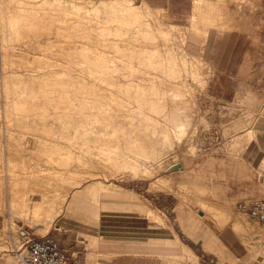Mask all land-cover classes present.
Returning <instances> with one entry per match:
<instances>
[{"label":"rangeland","instance_id":"obj_1","mask_svg":"<svg viewBox=\"0 0 264 264\" xmlns=\"http://www.w3.org/2000/svg\"><path fill=\"white\" fill-rule=\"evenodd\" d=\"M53 1L55 0H0V112L2 109H4L2 113L5 118L7 117V119H5L0 113V264H19L15 260L17 259V252L15 251L14 246L18 245L19 239L17 231L19 230L20 226L28 228L37 236H42L49 232L48 230L52 228L53 222L59 216L52 215L49 220L42 223L29 218V216L17 215L14 210L10 209V211H7L6 189L10 188L12 191H17V193L19 189V192H24L22 194L23 196L29 192V194L32 193L30 194L31 198H38L39 191L37 192V189L40 187L38 184L40 185L41 182V186H43L45 185L44 183H47L48 181L38 182L33 180L34 177L32 179L31 177L33 175L35 176L36 173H40L39 169L44 168L43 161L47 159V153H45L44 149L45 145H43L45 139V141L56 139L59 144H61L66 140L65 137H63L65 134H67V136L71 135L74 137L72 141L74 144L73 148L75 149L74 153L76 152L78 154L79 151V133L76 134L74 131L76 127H78L79 119V110L76 109V107H79L81 103V101L78 99L77 92L79 85L74 84L73 86L74 92H72L71 96L73 99L69 100L71 103L65 99V95L56 96L55 92L59 93L61 86L66 91V84L54 83L57 73H60V78L65 81L67 80L68 76L70 79L77 80L81 78L82 75L83 78L92 81L95 74V70L92 68L93 65L98 61L96 59V56L98 55L96 54V49L103 51L105 56V64L108 65L109 68L122 63H138V58H140L139 54H132L128 51V49H126L128 44H126L124 41H126V39L131 40L132 38L130 37L123 39V42H118L119 48L115 53L111 52V44H108V42H111L110 36H108L104 41L107 45L99 43L96 46L97 41L103 38L102 36L95 33V26L98 27V25L94 23L92 19L90 21H84V19L81 18V6L89 7L87 2L88 0H60L59 5L55 4L56 2L53 3ZM133 1L136 3L141 2V0ZM204 2L206 7L207 5L209 6L208 3L210 2L207 0H204ZM230 5L232 12L235 11V18L241 25L239 28H237V30L242 29L245 30L247 34L250 32L252 35L251 47L253 56L257 62L256 71L245 79L244 84L246 83V85L242 86L243 89L240 93H237L235 97L232 98V89L234 88L233 80L228 78H225V80L223 79V84L227 83V86L223 88L224 85H222L221 87L222 79H218L215 75H212L210 71V65L200 56H198V59L201 60L197 59V62L200 65V67L198 65V70L196 72L197 74H189L187 77V83H189L191 87V91L188 93V99L190 100L191 106L190 108L198 115L196 124L194 127L192 126L185 136L181 137V139H176V141L174 138L170 147L165 149L164 153L166 152V154L163 153L160 156L161 160L158 164L150 159H148L149 162L145 161L148 164L146 165L152 169V173L148 176V178H146L147 176H144V178L140 174H136L134 176L133 173H130L129 171L112 175L110 174L111 171L109 168L108 170L107 167H103L102 164L100 165V163H94V165H97L96 170L99 169V174L95 177L88 178L83 183H81L82 185L79 184L77 188L80 187L79 189H81L90 183L96 184L93 182L100 180L104 183L114 182L119 184L121 187L118 189V191L114 189H112L114 192L111 193L100 191L99 195L96 198H93V196L90 194L82 193L78 189H73V192L68 189L66 191L61 189L62 187H65L66 189L72 186L70 184L64 185L59 181H55L59 182V187H61L59 188L57 186L58 184L54 181L51 183L55 184L56 188H59V192L61 191L62 193L63 190L66 193L68 192L65 194L67 195L68 199H70L71 195L74 193L81 194L84 196L85 203L87 205L92 204L97 207V209H101L100 213H103L104 207L116 208L119 206H126V204L101 203V201L106 200H113L121 203H132L135 205H145L148 209L153 211V213L162 217V219L165 220V222L177 232L182 242L188 245L192 251L197 254L198 259L196 260L195 264H202L203 260L206 259H212L216 264H259L256 260L254 261L253 258L247 259L245 248L233 232L231 222L223 220L222 217H218L217 219L218 225L216 226L220 227L219 232L218 230H215L216 235H218V245L220 244L219 246L221 249H219L217 246L206 249L203 246L202 240H192L190 237H200L202 239L201 233L204 231V229L200 228V230L199 227L202 226L203 228V225H197L194 227L191 226L192 228L190 231L193 234H191V236L187 234V227L189 229L191 222L195 218H198V215H204L202 210L203 208L200 205L194 207L190 206L187 201L182 199L183 196L176 194L178 187L181 185H186L191 196L202 194L201 196L208 197V195H212V198L217 200H228L230 202V206H232L234 214L246 218V220L251 225H254L258 230L262 228L261 226H264V224L257 223L249 217L238 213L235 209V203L237 201L257 197L237 196L236 194L238 191L243 190V185L248 184V178H246L248 172L245 170V168H248L249 162L243 154L245 153L247 155L249 149L252 148L250 145L255 146V135L253 134V138H251L249 134L252 131L256 134L259 128L264 127V42H260L259 40L260 34V36H264V24L262 27L260 26V28H254L252 25V28L250 29V25L252 23L254 24L255 21L258 20L257 22H260V24L262 22V20H260V16H264V0H232ZM216 8L219 13L220 7ZM27 10H39L41 13L43 12V14H46H44L45 16L42 19L40 17L42 15H37L41 20H39L38 17L32 19L28 18L30 15L28 14ZM46 10L48 12H45ZM156 11V13L154 12V15L158 14V16H156L158 18L160 17L164 24L167 25L168 23H175V21H173L174 19L166 15L165 10ZM52 12L54 14L55 12L60 14L62 19H52L50 17L54 15ZM188 17L189 15L187 16L186 24H183V26L189 25ZM90 24L93 25L92 29H90ZM244 24L246 25L245 27ZM181 31L183 30L181 29ZM174 32V44L172 47L174 52L178 53L183 51L184 43L191 31H188L185 37L183 36V32L178 33V30H175ZM195 35L202 36V33ZM119 36L120 35H116L114 37L119 38ZM262 39H264V37H262ZM82 42H85V45L90 47L89 51L85 52L81 50ZM123 48L124 50H122ZM120 53H122L123 57L126 58L125 60H120V57H118ZM127 57H129L130 60ZM184 59H186V64L189 63L188 66H190L194 60H196H193V58L188 53L184 56ZM88 62L90 63V67L86 66V63ZM53 67L56 68L54 69ZM51 69L55 71L52 72ZM133 69L139 70L136 67H132V73L128 68H120L118 71L119 73H122V75H119L118 72L116 73L114 70L112 71L107 69L108 73L105 74V76H102L106 80V83H102L101 86L103 88L107 87L109 84L108 81H111L112 79L110 77V73H112V77H115L116 79L122 78L126 80L131 78H145L144 73L140 71H136L135 73V70ZM45 70H47L49 73ZM17 72H21V74L17 75ZM84 72L88 73V75L84 74ZM114 72L116 75H113ZM37 75L38 77L35 78ZM28 76L29 78L26 79ZM191 76H194V78ZM32 77L34 78L31 79ZM22 78L23 80H37L40 78L42 82L41 84L39 83L37 85H24L25 83L20 82L22 81ZM48 83L49 85L47 86ZM53 85L54 88L52 89L51 87ZM64 92L63 94H65ZM39 93H41L40 95L42 96H40ZM51 93L52 95L54 94L53 99ZM56 98L57 102L54 101ZM23 102H26L27 104L29 103V105ZM59 106L62 108L60 109ZM27 112L29 114H27ZM66 116L70 117L72 120L71 126L73 131L72 129H66L68 126L67 123H65ZM199 117L201 118V121ZM8 119L11 120L9 121ZM141 126L143 127V125ZM8 131L9 133L6 134ZM4 135L5 137L7 135V137L5 138ZM8 142L10 145H7L9 144ZM5 144L7 147H4ZM39 149L41 150L38 152ZM5 151H8L9 153L7 152L8 154H5ZM40 154L42 156H40ZM5 156L7 157L8 161L5 160ZM141 161H143V158ZM54 164L56 165V163ZM35 165L39 168H37ZM33 166V173L35 174H32L31 171ZM56 166L60 165L57 163ZM74 166H76L75 162ZM249 166L256 167L258 173L263 174L264 172L262 169H264V155H261L258 158L257 163H251ZM35 168H37L39 171H37ZM35 170L37 172H35ZM60 170L61 169H59V171ZM42 173L43 171L40 174ZM27 175H30L29 178ZM107 175L108 177H106ZM18 177L21 178L19 179ZM156 178H165L168 180L171 190L162 189L161 191H158L157 188L149 189L151 181ZM29 179H31V181ZM32 180L36 186L33 185ZM49 184L50 183L48 182L46 186H49ZM55 185H52V187H55ZM26 188L29 190L28 192L25 191ZM41 188L43 187H40L38 190H42ZM50 188L51 187L49 186V188L45 189H48L49 191L52 189ZM32 189L36 190V192H34V190L32 191ZM52 190L54 191V188ZM52 190L50 191L51 193L53 192ZM109 190H111V188ZM56 191L58 192V189ZM21 192L18 194L21 195ZM53 193L56 192L54 191ZM64 193H62L63 196ZM13 194L14 193H12V195ZM233 194H235V196H233ZM14 195H16V193ZM26 196L29 197L28 194ZM18 197L19 199L22 198L18 195L16 197L17 201L19 200ZM68 199L62 214L66 213L68 205H72V203H68ZM96 201H98V203H96ZM12 205L16 207L14 204ZM82 208L86 210L88 209L84 206H82ZM178 215H182V221H184L183 225L185 228L182 227V224L178 219ZM150 222L151 221L146 224L142 219H137L134 215H128L118 217L113 220L112 226L116 228L118 225L117 228H122L120 231H123V233L127 232L126 235L128 233L136 234L137 231H139L141 238V233H144L143 237L145 243H152L154 240L159 239L148 238L154 235V233H151V231L149 232V230H156L159 229V227L151 224ZM9 223L16 224L13 227L14 231L12 233L6 232ZM39 224H42L43 229L38 228ZM157 244L159 245V243ZM174 249L175 254L180 248L176 246ZM156 257L158 258L145 257V260L149 262L154 260L160 262L159 264H170V262L165 261L164 259L165 257H169V255H159ZM89 260H94V258H90Z\"/></svg>","mask_w":264,"mask_h":264},{"label":"bare ground","instance_id":"obj_2","mask_svg":"<svg viewBox=\"0 0 264 264\" xmlns=\"http://www.w3.org/2000/svg\"><path fill=\"white\" fill-rule=\"evenodd\" d=\"M45 1H48V0H45ZM59 1L60 0H58V3H57V0H55L53 1V3L56 2L55 4L59 5ZM207 1L210 3H208L209 6L207 5L206 7L205 6L206 1L204 2V0H192V5H193L191 9L192 12L189 14V17H188L189 25H186V26L178 25L175 23H168L167 25L164 24V22H162L160 17L159 18L157 17L158 14L154 15V12L156 10L164 11L165 9L152 7L146 2V0H141V2H137V3L133 0H88L87 2L90 8L86 6H81V9H80L81 18H83L84 21H88V20L90 21L92 19L93 22L98 25V27L95 26V33L103 37L102 39L97 41L96 46L99 43H103L107 45L106 42L104 41L108 36H110L111 42H108V44L109 43L111 44L110 45L111 52L115 53L117 52V49L119 48L118 42H123L124 41L123 39L130 37L132 38L131 40L126 39V41H124L126 44H128L126 49H128V51L132 54L134 53L139 54L140 58H138L139 59L138 63H131V62L130 64L122 63L117 66L115 65L116 67L114 66V67L109 68L108 65L105 64V56L103 54V51L96 49V54H98L96 56V59L98 61L93 65V68H92L95 70L94 78L92 81H89L88 79L83 78V75L81 76V78L77 80L70 79L68 76L67 80L65 81V80H62V78H60V73L59 74L57 73L54 79V83L66 84V91L61 86L59 93L54 91L56 93V96L65 95L66 100L68 101L72 100L73 98L71 96H72V92H74L73 86L74 84L79 85L77 92H78V99L81 101V103L79 107H76V109L79 110V119H78V127L75 126L76 129L74 128L75 133L76 134L79 133V136H78L80 139L79 141L80 144H78L79 151H78V154L76 152L74 153L75 149L73 148L74 144L72 142L74 137L71 135L67 136V134H65L63 137H65L66 140L64 141V143L60 142L61 144H59V142L56 139L48 140V141H45L46 140L45 139L43 145H45L44 149H45V153H47V157H46L47 159L43 161L44 168L42 169L40 167L41 169H39L40 170L39 171L37 169L39 167L35 165L37 167L35 169L39 171L40 173L43 171V173L42 174L36 173L35 176L31 175L32 176L31 179L34 177L33 179L34 181H38V182L48 181L50 184L53 183L52 181L54 182L59 181L63 183L64 185L70 184L72 186L65 189V187H62V188L59 187L60 186L58 184L59 182H55L58 184L57 186L59 188L64 189L65 191L68 189V190H71V192H73V189L74 190L78 189L82 193L90 194L91 196H93V198H96L98 194L100 193V191H112V189L118 191V189H120L121 186L114 182L104 183L100 180H96L93 183H96L97 185L90 183L88 185H85L81 189H79L80 187L77 188L79 184L83 183L88 178L95 177L96 175L99 174V169L96 170L97 165H94V163L95 164L100 163V165L102 164L103 167L105 166V168L106 167L107 169L109 168L111 171L110 174L112 175L116 173H120V172L122 173L124 171L125 172L129 171L130 173H133L134 176L136 174L137 175L140 174L141 176L143 177L147 176L146 178H148V176L152 173V169L149 166H147L148 164L145 161H148V159H150L152 161H155V163L158 164L161 160L160 156L164 153L166 148L168 149V147H170L174 138L175 140L176 139L178 140V139H181V137L185 136V134L189 131V129L192 126L194 127V125L196 124L197 118H198V115L194 112V110L190 108L191 106H190V100L188 99V93L191 91L190 89L191 87H190V84L187 83V77L189 76V74L195 75V73L198 70V65H199V63L197 62L198 57L189 54L193 58V60L194 59L196 60H194V62H192L190 66H188L189 63L186 64L187 63L186 59H184V56L187 54V52L184 49L183 51H180L178 53L174 52V49L172 47V45L174 44L173 32L175 30H178V33L183 32L184 37L186 36V33L188 31H191L194 34L202 33V36L205 38L208 31L211 29L219 28L225 32H231V31L237 30V28L241 26L238 20L235 18V15H234L235 11L232 12V8L230 5L232 0H207ZM216 7H220L219 13ZM27 12L30 15L28 18H32V19H35L36 17H38V19L41 17L42 19L45 16L44 14H46V13L43 14V12L41 13V11L39 10H34V11L27 10ZM45 12H48V11L46 10ZM37 15L39 16L42 15V16L39 17ZM50 17L52 19H57V20L62 19V16L60 14H57L56 12L54 15ZM92 28H93V25L90 24V29ZM181 29L183 31H181ZM116 35H120L119 38H115L114 36ZM81 50L87 52L90 50V47L85 45V42H82ZM122 50H124V48ZM118 57H120V60L126 59L125 57H123L122 53H120ZM127 58L130 60L129 57ZM198 60H201V59H198ZM86 66L90 67V63L89 62L86 63ZM56 67H53V68L55 69ZM132 67H136L139 69V70L133 69L135 70L134 71L135 73L136 71H140L144 73L145 78L144 79L143 78L142 79L131 78V79L125 80L120 77L121 79H116L115 77L113 78L112 73H110V77L112 79L111 81H108L109 84L107 85V87L103 88L101 86L102 83H106V80L102 76H105V74L108 73L107 69H110L112 71L114 70L116 73L117 72L119 73L118 69L120 68H128L131 71ZM53 71L55 70H52V72ZM115 72L113 73V75H116ZM18 74H21V72L20 73L17 72V75ZM84 74L88 75V73H85V72ZM119 75H122V73H119ZM34 77H32L31 79H33ZM37 77L38 75L35 78ZM191 77L194 78V76H191ZM28 78L29 76L26 77V79ZM40 78H38L37 80L36 79L23 80L22 78V81L20 82L25 83L24 85L26 84L37 85L39 83L41 84L42 82ZM48 85L49 83L47 84V86ZM51 88L53 89L54 85ZM63 92L65 94H63ZM40 94L41 93H39V95ZM53 96L54 94L52 95V99L54 98ZM57 98L54 101H56ZM23 103H26V102H23ZM69 103H71V101H69ZM27 105H29V103ZM59 107L60 109L62 108L61 106ZM3 110L4 109H2L0 113H1V116L5 118V116L2 113ZM27 114L29 113L27 112ZM5 119H7V117ZM8 120L10 121L11 119H8ZM71 121L72 120L70 119V117L66 116L65 123H67L69 127L68 126L67 127L65 126V127L66 129L68 130L72 129L73 131V128L71 126L72 124ZM200 121H201V118H200ZM141 125H143V127ZM9 131L6 134H8ZM253 134H254L253 131L250 132L249 135L251 138H253ZM35 143H36V140H35ZM5 145L4 147H7V145H10V143L7 144L6 146ZM41 149H39L38 152ZM9 150H12V149H9ZM7 152L5 154L9 153ZM41 154L40 156H42ZM164 154H166V152ZM142 158H143V161H141ZM5 160H7L6 156H5ZM0 161H1V158H0ZM74 162L76 166H74ZM54 163H56V165L58 163V165L60 166H56ZM76 167L77 168L79 167V168L77 169ZM59 169L61 170L59 171ZM33 170H34V166L31 171H32V174H35L33 173ZM36 170L35 172H37ZM27 174H30V173H27ZM29 176L27 175L28 178ZM106 177H108V175ZM31 179L29 180L31 181ZM48 182L44 183L45 185L43 186H41V182H40V185L38 183L36 184L44 188L46 184H48ZM0 183H1V177H0ZM50 184L49 186L52 189L54 188V191L56 193H53L54 191L51 188L50 189L53 191L52 193L50 192L51 190L49 191L48 189L46 190L45 188H49L48 185H47L48 187L46 186L44 190L43 188H41L43 191L38 190L40 187L39 188L37 187L38 188V189L36 188L37 192L39 191L38 198H33V197L31 198L30 194L32 193L29 194L28 192L29 190L27 188L25 191L28 193L25 192L26 193L25 196L28 194L29 197L23 196L22 194L24 192L22 193L21 191H20L21 195L18 194L20 193L19 189L17 193V191L13 190L14 191L13 192L12 189L7 188L6 189V199H7L6 209L7 211H10V209L14 210V212L17 215L29 216V218L35 221H38V222H42V223L49 220L52 215H56V216L61 215L64 211V207L68 199L67 195L65 194H67L68 192L66 193L63 190L62 193L65 192L63 196L61 191L59 192V188H56L55 184H51V185ZM33 185H35L34 182H33ZM52 185H55V187L54 186L52 187ZM149 186H150L149 189L157 188L158 191L159 190L161 191L162 189L171 190V186L168 183V180H166L165 178H156L151 181ZM55 188L56 190L58 189L59 193L55 190ZM107 188L109 189L111 188V190ZM187 189L188 187L186 185H181L180 187L177 188L176 194L183 196V198L182 197L181 198L187 201V203H189L190 206L192 207L199 206V205L202 206L203 208L202 210L204 214V215H198V218H195L191 222L189 229L187 227V233L189 234L191 233L190 231V229L192 228L191 226L194 227L197 225H203L204 227L202 228L201 226L199 227V229L200 228L204 229V231L201 233L202 234L201 236L203 238L202 242H203L204 247L208 249V248H213L214 246H217L219 249H221V247L219 246L220 244L218 245V235H216L215 230H218L219 232L220 227L216 226L218 225L217 219L218 217H222L223 220H227L231 222L233 232L235 233L237 239H239V241L245 248L247 259L253 258L254 261L256 260L259 264H264V226H261L262 228L258 230L255 228L254 225H251L246 220V218L234 214L232 206H230V202L228 201L227 202L218 201L215 198H212L213 197L212 195H208V197L201 196L202 194L191 196ZM33 190L34 189H32V191ZM200 191L203 192L202 190ZM34 192H36V190H34ZM12 193L14 194L16 193L17 196L19 195L23 197L20 199L18 197L19 200L17 201V198H16L17 196L14 194L13 196ZM247 199H250V198H247ZM0 203H1V198H0ZM12 204H14L16 207H14ZM148 213H149V217L151 218V219L149 218L150 219L149 221H151L150 222L151 224L152 223H154L155 225L164 224V220L162 219V217H160L159 215H156L150 209ZM217 214H223V215H217ZM65 215H67V213H65ZM178 219L181 223L184 222L182 221L183 220L182 215H178ZM144 221L146 223H149L148 219H145ZM14 225L16 224L9 223L6 232L12 233L14 231V228H13ZM38 228L43 229L42 224H39ZM199 235H196V236H199ZM194 238L197 239L200 237H194ZM177 244L181 247L179 252L177 253V256L170 257V258L166 257L164 258L165 261L170 262V264L171 263L176 264L179 262L195 264L196 260L198 259L197 254H195L192 251V249H190L188 246L181 243L178 238H177ZM14 247H16L15 251H18L17 248L19 246H14ZM17 257H18V254L16 255V258ZM90 258H93V257L90 255L88 259ZM15 260L19 264H23L18 260V258Z\"/></svg>","mask_w":264,"mask_h":264},{"label":"crops","instance_id":"obj_3","mask_svg":"<svg viewBox=\"0 0 264 264\" xmlns=\"http://www.w3.org/2000/svg\"><path fill=\"white\" fill-rule=\"evenodd\" d=\"M146 2L152 7L165 9L166 15L174 19L173 21L178 25L186 24L187 16L191 13L192 9V0H146ZM260 20H262L261 24L257 22L258 20L254 24H249L250 29L252 25L254 28L262 27L264 16H260ZM260 35V42H264V39H262L264 36ZM251 46V33L247 34L242 29L225 32L219 28H214L208 31L205 38L191 32L184 43V49L188 54L200 56L210 65L211 74L215 75L218 79H222L221 87L222 85H224L223 88L227 86V83L223 84L225 78L233 80L232 98L242 91V86L246 85V83L244 84L245 79L257 69V62L253 56ZM254 135L255 146L250 145L252 148L249 149L247 155L243 154L249 164L257 163L258 158L264 155V127L259 128L256 134L254 132ZM239 163L242 164L241 162ZM249 164L248 168H245L248 172L246 177L248 178V184L243 185V190L238 191L236 195L249 197L264 196V173L259 174L256 167H250ZM262 170L264 172V169ZM103 192L111 193L114 191ZM69 202L72 205L67 206V215H59L48 232V234L58 239L60 245L67 252L72 254V260L69 264H159L160 262L154 260L152 262L146 261L145 257L158 258L156 256L159 255H169L168 258L170 256L175 257L179 251L177 250L178 252L174 254V248L176 246L181 248L177 244V238L181 243L185 244L179 238L177 232L165 220L163 225L152 223L159 227L156 230H149L154 235L148 238L159 239L151 241L154 244L145 243L144 233H141V238L139 231L136 234L128 233L126 235L127 232L123 233V231H120L122 228H117L118 225L116 228L112 226L113 220L128 215H134L135 218L142 219L145 222V219L150 218L149 209L145 205L106 200L101 201V203L126 204V206L116 208L104 207L103 213H100L101 209H97L92 204L87 205L84 196L81 194H72L70 199H68ZM82 206L88 209L86 210ZM181 224L184 227L183 223ZM187 234L191 236V233ZM190 238L194 241H203V238ZM90 255L94 260L88 259ZM176 264L191 263L179 262Z\"/></svg>","mask_w":264,"mask_h":264},{"label":"built area","instance_id":"obj_4","mask_svg":"<svg viewBox=\"0 0 264 264\" xmlns=\"http://www.w3.org/2000/svg\"><path fill=\"white\" fill-rule=\"evenodd\" d=\"M235 208L255 222L264 224V196L239 200ZM17 234V258L23 264H69L72 260V254L60 245L56 237L48 233L37 236L28 228L20 226ZM202 264L216 263L206 259Z\"/></svg>","mask_w":264,"mask_h":264}]
</instances>
